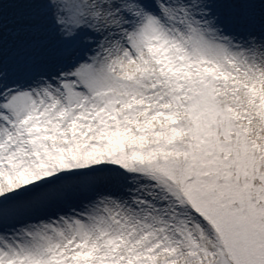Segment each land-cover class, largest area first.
<instances>
[{"label":"snow or ice","instance_id":"obj_1","mask_svg":"<svg viewBox=\"0 0 264 264\" xmlns=\"http://www.w3.org/2000/svg\"><path fill=\"white\" fill-rule=\"evenodd\" d=\"M0 264H264V0H0Z\"/></svg>","mask_w":264,"mask_h":264}]
</instances>
